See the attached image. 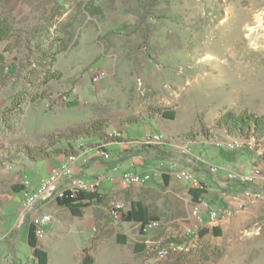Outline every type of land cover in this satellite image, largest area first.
<instances>
[{
    "label": "rangeland",
    "instance_id": "obj_1",
    "mask_svg": "<svg viewBox=\"0 0 264 264\" xmlns=\"http://www.w3.org/2000/svg\"><path fill=\"white\" fill-rule=\"evenodd\" d=\"M58 1L2 0L0 18L8 17L15 27L24 29L33 56L27 60L23 55L4 54L8 65H19L21 58L26 66H18L15 76L0 89V170L4 171L7 153L16 146L45 147L46 134L95 121L101 123L100 142L112 152L114 143L126 147L119 153L127 157L126 164L139 161L145 148H158L139 143L143 137L161 135L163 146H169L162 165H151L143 173L136 169L139 174L151 173L148 182L119 186L122 190L85 207L81 217L71 216L55 201L36 204L31 215L48 214L49 224L55 218L62 222L60 229L50 227L47 236L38 240L49 264H81L84 246L89 247L88 255L105 249L110 264H165L156 251L152 255L145 248L167 238H183L198 225L190 213L188 183L177 180L176 171L197 161L203 166L201 175L207 177L206 166L215 165L221 171L211 176L220 178L219 186L226 171L246 173L257 167L264 174V162L258 159L260 145H249L255 152H232L214 144L246 139L215 125L226 110L264 115V0H62L63 6ZM3 48L0 43V52ZM34 58L59 71L61 77L42 84L41 76L28 74ZM96 71H103L104 77L93 82ZM71 89L73 93L65 97ZM152 108L173 109L175 117L163 119ZM79 142L85 150L93 147H86V139ZM185 145L188 152L184 154ZM55 148L67 146L60 143ZM77 152L73 154L76 163L86 167L93 151ZM131 157L135 159L128 160ZM21 161L31 166L32 161ZM27 172L16 169L13 182ZM164 174L171 178L169 184ZM197 178L218 191L208 180ZM25 179L30 182V176ZM235 195H222L226 200L233 198L235 205L230 207L231 215L222 218L220 235L210 234L199 243V229L212 228L219 220L203 222L189 240L188 252L174 257L172 263L264 264V198H243L246 204L238 209ZM133 200L142 201L158 216L153 220L155 227L140 232L139 225L122 221ZM115 204L123 206L118 219L110 214ZM26 217L29 222V214ZM25 218L21 217V197L13 196L2 172L0 234L12 241L8 256L15 264H30ZM117 236H123L124 243H118ZM86 237V244L78 249ZM138 243L144 248L132 257ZM199 244L210 253L202 252Z\"/></svg>",
    "mask_w": 264,
    "mask_h": 264
},
{
    "label": "trees",
    "instance_id": "obj_2",
    "mask_svg": "<svg viewBox=\"0 0 264 264\" xmlns=\"http://www.w3.org/2000/svg\"><path fill=\"white\" fill-rule=\"evenodd\" d=\"M2 5V0H0V7ZM0 43L4 44L3 51L0 52V89L5 87L11 78H13L18 70V66L25 67L22 59L20 58L19 65L12 66L8 65L5 60V53L10 54H18L26 57L27 60L33 56L31 52V42L28 36L25 34L24 29L17 28L14 26L12 21L8 17L0 18ZM41 54H39L38 58H40ZM42 59V57L40 58ZM41 63L38 62L37 59L32 60V69L28 72V74H35L41 76L40 78L44 80L42 84H45L51 80H56L61 77V73L59 71H51L49 68L44 66V73L39 74L38 69L43 67ZM51 67V65H48ZM71 89L69 93L65 94V97H68L73 92ZM14 102L12 101L11 107ZM152 112L155 115L160 116L166 120H173L175 117V111L173 109H161V108H152ZM22 113L19 112V116ZM130 119H128L129 121ZM215 125L219 128L224 129L228 134L234 137H242V138H252L255 140L257 145L261 146V155L258 156V159L264 162V115L257 116L255 114L246 112V111H235V110H226L215 121ZM101 127V123L99 121L92 122L87 125H79L76 127H70L63 131H52L49 134L45 135L46 146H28V145H19L16 148L7 153V156L4 161L6 163H15L21 160H46L51 157L62 155L66 157L69 154L78 153L75 151L74 146L77 141L86 139L88 143L86 147L95 146L100 141L99 130ZM119 139V138H116ZM65 144L67 148L58 149L55 148L57 144ZM80 143V142H79ZM85 146H82V148ZM148 147V146H146ZM236 151V150H235ZM233 152V151H232ZM161 159H166L167 155L160 157ZM127 158H120L116 156L115 158H111L108 161H105V165L107 167L116 166ZM164 179H166V175H162ZM216 188L220 193L225 195H233L241 192L246 189L248 186L243 184H229L225 187L219 186L215 184ZM14 192L19 193L23 189L22 186L14 185L12 186ZM209 187L207 186L208 193ZM188 194L191 198V201H196L197 197L201 194L199 190L188 188ZM211 205H217L220 207H225L217 197V193L214 194L210 198H206ZM97 201L100 202L101 199L98 196L97 192H81L76 197H70L69 194H66L63 197H58L55 199V203L58 207L66 209L69 214L73 217H81L83 209L89 205L90 202ZM155 220L150 210L147 206H145L142 202H131L130 208L122 215L123 222L129 223H139L140 232L142 229L151 221ZM26 225V243L30 248V260L31 264H49V256L48 253L38 247V240L35 237L34 227L28 222V217L24 220ZM206 233H208L205 229H200L198 231V237L201 238ZM211 234L214 236H219L220 231L218 227H213L211 229ZM125 239L123 236H117L118 243H124ZM165 242H177L178 244H186L188 241L182 242L183 239L179 238H167L164 240ZM167 242V243H168ZM88 246H84L81 249V264H92L91 256L88 255ZM187 255V254H186ZM184 256V255H182ZM177 257V256H176Z\"/></svg>",
    "mask_w": 264,
    "mask_h": 264
},
{
    "label": "built area",
    "instance_id": "obj_3",
    "mask_svg": "<svg viewBox=\"0 0 264 264\" xmlns=\"http://www.w3.org/2000/svg\"><path fill=\"white\" fill-rule=\"evenodd\" d=\"M104 77L103 71H96L92 76V81L97 82ZM148 147H161L164 145L163 137L159 134H153L143 137L141 142H139ZM215 146L217 148L226 150V151H235V150H247L254 151V147H250L247 144V139L243 144L231 143L228 139L224 142L216 141ZM81 143H77L74 146L75 150H80L81 153H87L88 151H93L94 154L101 158L104 161L110 160V154L107 151V144L99 142L94 147L85 150L82 148ZM84 149V150H83ZM79 152V153H80ZM182 153L188 152V146H183L181 148ZM77 161V156H66L65 161L57 168H54L49 175L45 178H42L37 189L33 190L31 188L30 182L21 175L20 181L17 182L22 186L21 191V217L25 218L29 214V223L32 225L33 221H41V229H38V234H35L37 239L38 236L45 234L44 228L51 222V217L48 214H41L33 216L31 215L32 209L36 204L45 203L48 199H56L58 197H63L66 194H69L70 197H76L81 194V190H96L99 186V180H86L83 177L78 176L73 170V166ZM4 171H11L12 165L10 163L3 164ZM206 169L209 174L215 175L221 169L215 165L208 164ZM2 170H0V177L2 176ZM174 177L179 181H185L188 183L189 188L196 187H206L207 184L203 179H199L192 173L191 168L184 167L174 173ZM151 179V173L139 174L135 172H125L119 179L118 184L122 188H128L130 186H137L143 183L148 182ZM229 184H243L248 187L242 190L239 193H236L237 199V208L242 209L243 198H250L255 200H260L264 198V174L260 168L254 167L249 173H238L234 171H226L223 178V186ZM234 195V194H233ZM235 195V196H236ZM123 211V206L120 204H115L110 214L113 218L118 219L121 216ZM190 213L194 221L201 225L204 220V215L206 214L207 220H220L231 215V209L229 207H220L217 205H211L208 200H204L203 197H197L196 201L192 203ZM157 223L155 221L149 222L142 230L144 232L155 227ZM197 226L189 228V235H183L182 242L192 240L193 235L198 231ZM197 229V230H196ZM6 234H0V243L6 239ZM168 242V241H167ZM167 242L165 243H156L153 247L145 248L147 253L150 252L152 255L155 251H166L165 264H175L172 263L173 258H168ZM170 242V241H169ZM182 251V250H179ZM4 264H15L11 259L5 260ZM179 264V263H177Z\"/></svg>",
    "mask_w": 264,
    "mask_h": 264
},
{
    "label": "crops",
    "instance_id": "obj_4",
    "mask_svg": "<svg viewBox=\"0 0 264 264\" xmlns=\"http://www.w3.org/2000/svg\"><path fill=\"white\" fill-rule=\"evenodd\" d=\"M61 1H58V3L61 6H63ZM72 1L73 0H68V2H71V3H72ZM64 4H68L69 7H71L70 3H64ZM114 147L117 150L115 149L113 152H112V150H110L112 148H109L108 145L106 148L107 151L109 152L111 158H115L116 156H119L120 158H127L126 156L119 154V153H121L120 152L121 150L126 149L125 146L114 143ZM146 150H147V148H145V150L143 152H140L141 156L138 157L139 161H133V162H131V164H126V161L124 160L121 163H119L118 165L111 166V167H107L105 165V161H103L101 158H98L94 154V152H92L90 154V156H88V160L86 162V167H81L77 163H75L73 166V170L75 171V173L78 176L83 177L86 180H89V181L95 180V179L99 180L100 186H99L98 196L101 199L105 195L109 196V195L113 194L116 189L122 190V188H120L118 185V179L123 173H125V172L139 173L136 169H140L141 173H143V172L149 171L151 169V167H150L151 165H154L153 166L154 168H156L157 165H162L164 160L161 159L160 157L165 156L166 153H168L167 151L169 150V146L165 145V146H161V147H158L156 149L149 150V151H146ZM134 159H135L134 157H131L128 160H134ZM90 160H92L94 162L90 163ZM64 161H65V157L62 155H57V156L51 157V158L46 159V160L32 161V162H30L31 166H29V164H28L29 162H27V161H18V162L11 164L12 165L11 171H3V174L6 175V180L8 181V184L10 185L13 196L20 198L21 192L16 193L12 189V186H14V185L20 186V184L13 182L14 172L16 169L25 168V170L28 171L27 174H24V177L27 178V176H30L31 188L33 190H35L38 187L39 181L42 178H45L47 175H49L51 170L59 167ZM195 163L196 164H191L188 166L186 165V167L191 168V170L194 171V174L196 177L204 178L214 185L215 184L219 185V182L217 180H219L220 178L219 179L217 178V180H215V178H213V176H211V174H209L207 170H204V171H206L205 173H207V175H208L207 177L201 175L202 171H203V168H202L203 166L198 164L197 161ZM253 168L254 167L249 168V170L246 171V173H249ZM170 179L171 178L166 175V179H164V180H165V182H168V184H169ZM182 185H187V184L185 182H183ZM97 191H98V189L96 190V192ZM210 191L214 192L215 194L217 193V197L220 199L221 203L223 205H225V207L234 208L235 201L233 200V198H230V199L227 198L228 200H226V198L222 197V195H225V194L220 193L219 191L215 192V190L212 191L211 189H209L208 193L205 194V196H207L208 198L213 196V194L212 195L210 194ZM187 193H188V186H187ZM226 196L231 197V195H226ZM93 202L94 201L90 202L91 204H89L88 206H93ZM100 202H97V203H100ZM132 202H142V201L133 200ZM45 203H49V202H45ZM243 204H246L244 202V200H243ZM152 217L154 219H158V216L152 215ZM203 217H204V220L206 222L207 221L211 222L210 220H207L206 214ZM222 221L223 220L220 219L218 221V223L213 226V227H218L220 233L222 232V226H221ZM61 223L62 222L60 221V219L55 218L51 224H48L47 226H45V228H44L45 235L47 236V229L50 227H52L53 229L54 228L60 229ZM135 224L139 225V223H135ZM85 226H86V228H84V230L82 229V231H84L83 233L86 234L88 231V228H87L88 224H86ZM212 228H203V229L207 230L208 233H206L201 238L198 237L199 243H200V239H204L211 234ZM200 229H202V228H200ZM211 235L214 236L213 234H211ZM86 242H87V237L85 238V240H83V243H80L77 245V248L79 249V248L83 247L86 244ZM162 243H165V241ZM11 245H12V241L7 237L4 241H2L0 243V264H4L5 260L12 258V256H8V255L12 254ZM199 246H200L199 248H201L200 250L202 252L210 253L209 251L204 249V247L201 244H199ZM38 247L45 250L39 244H38ZM143 248H144L143 244H139V243L136 244L131 250V254H132L131 256L133 257L134 255L139 253L141 250H143ZM90 256H91L92 264H110L109 256H108V253L105 249H102L100 252L94 253V255H90ZM30 264H31V260H30ZM117 264H122V263L118 262Z\"/></svg>",
    "mask_w": 264,
    "mask_h": 264
},
{
    "label": "bare ground",
    "instance_id": "obj_5",
    "mask_svg": "<svg viewBox=\"0 0 264 264\" xmlns=\"http://www.w3.org/2000/svg\"><path fill=\"white\" fill-rule=\"evenodd\" d=\"M231 143H236V144H243V142L245 140H242L240 138H230ZM247 144L248 145H253L256 146V142L254 139L249 138L247 139ZM261 150V149H260ZM68 156H75L73 154H69ZM196 190H199L201 192V194L198 197H203L205 200V193L207 191L206 187H196L193 188ZM97 190V189H96ZM96 190H81V192H96ZM247 200H253L250 198H246ZM50 201H55V199H48L45 202H50ZM211 222L215 221V220H210ZM32 225L34 227V233L38 234V229H41V221H33ZM187 235H189V229L187 230ZM44 237V234H42V236H38L37 240H40ZM188 245H189V240L186 244H178V243H173V242H168L167 243V250H168V258H174L176 256H182L185 253L188 252ZM182 250V251H179ZM156 255L160 258V259H165L166 258V251H156ZM165 261V260H164Z\"/></svg>",
    "mask_w": 264,
    "mask_h": 264
}]
</instances>
